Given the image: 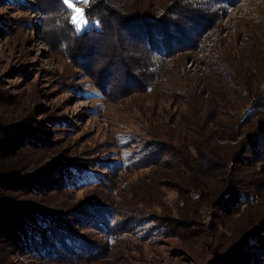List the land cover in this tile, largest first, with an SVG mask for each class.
Instances as JSON below:
<instances>
[{
	"label": "rangeland",
	"instance_id": "374dc122",
	"mask_svg": "<svg viewBox=\"0 0 264 264\" xmlns=\"http://www.w3.org/2000/svg\"><path fill=\"white\" fill-rule=\"evenodd\" d=\"M143 1L150 3L152 16L168 2ZM202 1L218 9L219 19L207 25L202 16L208 23L197 47L154 52L158 65L151 86L123 95L122 79H130L120 78L122 67L114 64L115 74H108L98 56L93 67L82 68L84 56L55 31L53 16L43 23L31 6L36 0H0V106L7 116L20 115L26 127L18 134L25 143L20 164L46 169L47 183L57 175L55 189L36 196L87 219L44 254L18 253L12 264H238L234 254L264 232V157L246 181V196L225 201L237 177L214 173L203 178V186L201 170L183 168L178 157L188 155L171 140L170 133L186 129L202 99L211 98L212 81L231 95L228 77L240 80L242 88L248 82L264 86V0L221 7ZM70 2L83 10L81 18L71 9L73 24L83 31L91 25L86 3ZM232 58L237 59L230 75L220 61ZM247 67L251 73L244 74ZM130 84L138 87L140 81ZM28 94L33 97L26 99ZM258 99L263 102L241 100L234 109L264 112V90ZM207 109L203 113L210 114ZM43 137L48 140L36 142ZM172 148L181 153L174 157ZM156 160L160 163L148 165ZM176 215L185 227L171 225Z\"/></svg>",
	"mask_w": 264,
	"mask_h": 264
},
{
	"label": "trees",
	"instance_id": "16d2710c",
	"mask_svg": "<svg viewBox=\"0 0 264 264\" xmlns=\"http://www.w3.org/2000/svg\"><path fill=\"white\" fill-rule=\"evenodd\" d=\"M206 1L219 2L220 7L234 2ZM31 6L43 15L42 20L46 15L55 18V31L63 38L64 35L67 37L77 50V55L84 56L86 62L82 59V68L93 67L92 62L99 56V62L108 74H115L114 64H117L123 69L119 72L120 78L125 76L130 81H140L139 86L133 88L129 80L122 79L126 80L127 85L123 95L141 89L145 91L151 86L158 65L154 52L170 55L197 47L202 30L219 19L218 9L210 8L202 0H172L171 11L168 0L164 3V9L155 13V16L149 14L150 3H144L143 0H88L85 16L91 25L79 31L72 22L71 9L64 0H36ZM202 16L207 17L210 23L204 21ZM44 29L47 26L44 25ZM234 59L237 58L229 62L220 61L226 74L235 71ZM249 73L251 70L247 67L244 74ZM226 82L232 83L234 95L229 94L223 84L216 81L214 85L212 81L211 98L202 99L197 114H190L186 124L184 119L182 125L185 124L186 129L178 135L170 133L172 143L181 145L188 155L186 159L182 155L178 157L183 168L192 172L201 170L202 180L214 173L237 177L239 182L230 184L231 188L223 194L222 199L225 201L235 194L241 199L246 196L249 186L246 181L258 172V163L264 157V112L256 111L253 106L248 109L245 107L242 112L234 109L241 100L247 99L248 105L257 100L262 101L258 97L264 86L260 84L258 87L248 82L242 88L240 80L234 77H228ZM196 95L192 93L191 96ZM32 97L33 94H28L26 99ZM188 104L193 107L195 103ZM205 109L210 114L203 113ZM21 121L20 115L13 111L7 116L0 106V264H12L18 253L37 251L44 254L51 245L63 240L64 234L71 232L72 225L87 220L75 212L62 213L58 207L49 205L53 204L51 200L43 201L36 196L37 193L42 195L43 190L52 192L57 175L47 183L46 169L21 166L19 153L25 145L18 136L19 130L24 127ZM41 122L36 120V123ZM21 132L27 131L23 129ZM44 140L48 138H37L36 142ZM175 151L181 153V150L170 149L174 157L178 155ZM158 163L160 160L150 161L148 165ZM202 185H206L205 181ZM244 186L246 190L242 192L243 188L240 187ZM171 220L173 227H185V220L181 216H172ZM252 240L248 242L249 246L242 247L234 254V263L264 264V232L255 234Z\"/></svg>",
	"mask_w": 264,
	"mask_h": 264
},
{
	"label": "snow or ice",
	"instance_id": "6c2138e0",
	"mask_svg": "<svg viewBox=\"0 0 264 264\" xmlns=\"http://www.w3.org/2000/svg\"><path fill=\"white\" fill-rule=\"evenodd\" d=\"M75 2L87 3L88 0H75ZM64 3L67 4V6H68L70 9H73V11H74L75 14H77V15H79L81 18H83L84 13H83V10H82L81 8H79V7H75V8H73V2H70V0H64ZM72 21H73V23H75V21H76V15H73V17H72ZM81 22L83 23V22H86V21H84V20L82 19Z\"/></svg>",
	"mask_w": 264,
	"mask_h": 264
}]
</instances>
